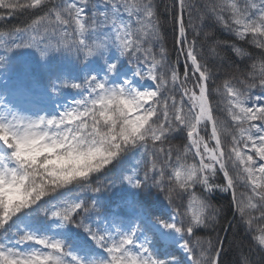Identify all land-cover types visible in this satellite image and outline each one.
Masks as SVG:
<instances>
[{"label":"snow or ice","instance_id":"obj_1","mask_svg":"<svg viewBox=\"0 0 264 264\" xmlns=\"http://www.w3.org/2000/svg\"><path fill=\"white\" fill-rule=\"evenodd\" d=\"M160 7L161 3L157 0H23L22 3L0 0V10H3L4 15L21 9L40 10L43 14L39 19H34L29 28L38 30L42 27L45 32L58 30L65 38V49H83L85 56L91 57L107 51L108 47H115L121 57L140 61L144 65V68H135V75L141 80L151 81L154 89L138 91L131 81L126 80L120 91L149 101L144 114L149 118L146 124L152 125V131L147 137H138L141 143L136 148H144L147 154L148 144L152 143L150 169L154 183L162 186L165 168L171 166L169 200L177 189L187 193L190 218L180 226L175 222L164 227L180 234L184 241L181 248L191 264H220V251L217 250L219 241L204 240L196 233L198 228L211 227L216 222L218 211L212 208L203 193L194 191L197 186L207 193L214 190L231 192L241 222L252 232L258 249L264 252V102H261V96L253 93L254 89L264 92V0H243V4L240 0H211L202 8L196 6L193 0H163L165 14L170 13L174 24L178 26L181 50L175 61L170 59L166 47L160 43L163 39L162 28L167 22V15L163 21L160 18ZM123 14L128 16L127 22L121 19ZM0 19H3L2 15ZM211 21L231 32L235 40L231 43L216 40L214 33L207 29ZM104 29H109L103 32L104 40L89 43L88 37ZM21 31L16 29L17 33ZM4 35L7 34L0 33V36ZM69 36L72 39H67ZM209 40L211 43L206 53L204 45ZM157 43L158 54L154 49ZM242 43H250L260 49L259 59L252 57L242 47ZM225 46L231 48L236 56L247 57L254 62L250 65V71L239 74L233 72L231 79L226 78L222 85L213 88L209 83L214 81L213 70L208 66V61L211 57L222 60L219 49ZM16 47H21V44ZM23 47L31 48L32 44H23ZM180 55L185 60L182 71L178 67ZM116 67V64H111L108 71L112 73ZM241 76L243 79H240ZM235 79L239 80L241 87L233 85L232 80ZM70 87L87 89L88 98L76 102L78 108L74 119H69L65 113L59 114V120L74 123V120L83 119V127L87 128L91 124L94 129L97 128V124L93 123L92 105L96 102V93L108 89L107 80L101 81L93 76L83 85L73 83ZM214 95L222 99L214 101ZM218 112H223L227 120L217 115ZM45 121L53 123L46 116L30 118L12 113L9 119L7 114H0V148L4 149L0 152V179H6L9 175L15 177L24 167L16 158L15 144L22 138L18 131L25 127H38ZM178 131L186 135L187 144L175 147L176 164L171 165L173 149L170 147L165 151L163 145L170 134ZM5 135L8 139H4ZM229 136L231 141L226 144L225 137ZM127 143L135 145L136 141L129 140ZM122 150V147H118L113 153L115 160L120 157ZM189 155L199 157V162L189 163ZM161 156L162 161L159 159ZM218 172L223 174V180L214 183ZM125 179L133 187H141L138 178L134 183L132 177ZM147 179L146 171L145 181ZM89 180L81 186L89 188ZM241 184L250 189V194L237 195ZM73 185L77 183L69 181L65 185L54 186L27 204L13 205L7 210L0 203V233L5 232L22 213ZM99 190L93 189L94 192ZM93 209L94 205L90 206L86 201L62 200L41 211L48 219L59 222L61 228L70 224L82 228L94 244L106 253V258L85 261L70 252L62 239L22 230L16 234L15 243L37 247L31 251H20L16 247L0 244V264H37L38 261L45 264H165L154 259L147 246L135 242V232H118L113 237L93 231L82 220L77 223L78 217ZM257 212L258 218L255 215ZM242 264H251L250 259L245 257Z\"/></svg>","mask_w":264,"mask_h":264},{"label":"trees","instance_id":"obj_2","mask_svg":"<svg viewBox=\"0 0 264 264\" xmlns=\"http://www.w3.org/2000/svg\"><path fill=\"white\" fill-rule=\"evenodd\" d=\"M16 2L22 3L23 0H16ZM157 2L161 3V20L163 21L165 15H167V22L163 25L161 32L163 39L160 43H163L166 47L170 59L175 61L179 53L177 45L178 26L174 24L170 13L165 14L163 0H157ZM209 2L211 0H193V3L200 8ZM240 2L243 4V0H240ZM88 11L90 15L91 9ZM42 14L40 10L21 9L13 14L4 15L3 10H0V15L3 16V19H0V33L7 34L0 36V41H2L0 43V94L2 96L7 93L9 88L20 86L25 89L43 92L46 95L53 94L50 102L54 108L52 115L48 118H59V114L66 109L74 107L77 100L85 97L88 98L87 89H73L70 87L71 84L83 85L85 81L95 76L98 80H107L108 86H116L119 85L117 77L120 71L118 63L120 59L144 66L140 61L121 57L115 47H108L107 51L100 52L98 55H94L84 61L87 57L83 49L77 51L75 47L68 49L63 47V40L65 38L58 30L45 32L42 27L38 30L29 28L33 20L39 19ZM184 18L185 22H187V14H185ZM121 19L127 22L129 18L126 14H123ZM16 29H21L22 31L17 33ZM25 29L27 31H23ZM207 29L214 33L216 40L227 41L229 43L235 40L231 32L225 30L214 21L208 23ZM108 31L109 29H104L95 36L88 37L89 43L104 40L103 32ZM67 39L70 40L72 37L69 36ZM190 39L191 32H189ZM210 43L211 40L204 45L206 53L208 51V44ZM17 44H21V47L17 48ZM23 44H32V47L25 48ZM242 47L252 57L259 59L260 49L255 48L250 43H242ZM154 49L158 54L159 43L154 46ZM219 51L223 57L222 60L217 57H211L208 61V66L213 70L214 81L209 82L213 88L217 85H222L226 78L231 79V73L233 72L239 74L250 71V65L254 62V60L247 57L241 58L236 56L232 49L226 46L221 47ZM111 64H116L117 67L114 72L109 73L107 69ZM89 66L93 67V69L88 70ZM178 67L181 71L183 70L180 56ZM240 79H243V77L241 76ZM33 83L36 84L34 89L32 88ZM232 83L238 88L241 87L238 79L232 80ZM253 93L261 96V102H264V92L254 89ZM177 97L179 99V93H177ZM213 99L214 101H219L222 98L214 95ZM220 106L222 107V105ZM217 115L227 120L223 112H218ZM228 123L231 125L230 120H228ZM230 141V136L225 137L226 144L230 143ZM186 144L187 139L183 132L178 131L169 135L163 147L165 151L170 147L173 149L171 165L176 164L175 147ZM152 151L153 145L151 142L148 144L147 154L142 147L134 148L122 154L102 173L91 177L88 181L89 188L73 185L41 201L36 207L22 213L7 227L5 232L0 233V244L16 247L20 251H31L37 246L32 244L17 245L15 243L17 233L22 230H29L38 235H48L62 239L70 252L77 254L85 261L106 258V253L94 244L88 233L84 232L82 228L71 224L66 228H61L59 222L48 219L41 211V209H47L62 200L70 202L86 201L90 206L93 204L94 209L78 217L77 223L82 220L93 231L101 234H110L113 237H116L118 232L121 234L135 232V242L137 244L147 246L154 259L164 261L165 264H171L168 258H165L163 246L158 245L157 252L149 246L147 242L148 236L141 229L137 221L140 214L148 215L152 212L155 202L161 200L176 215V223L180 226L191 215L189 211V198L187 193L177 189L176 193L172 195L171 201L169 200L168 184L171 183L169 175L172 170L171 166L165 168L164 184L157 186L154 183L152 179L153 172L150 169ZM159 159L162 161L163 157L161 156ZM187 160L189 163L199 162L197 157H193L192 155H189ZM146 171L148 179L145 181ZM157 171H159V168H157ZM126 177H132L133 183L138 178L141 182V187H133L125 179ZM157 179H159L158 176ZM222 180V176L218 173L213 182L220 183ZM95 188H99L100 190L94 192L93 189ZM189 191H193V189H189ZM194 191L196 193H203L212 205V208L218 210L216 212V222L211 227L198 228L196 230L197 235L204 240L219 241L220 243L223 230L232 218L234 210L236 211L233 223L220 251V264H242L245 257L250 259L251 264H264V252L258 249L253 240L252 232L241 222L240 214L236 204L234 203L233 205L229 192L214 190L211 193H207L200 186H197ZM239 193L250 194V189L241 184L238 196ZM185 213H188V215H185ZM255 215L257 218L259 217L258 212ZM218 247L219 244L217 245V250ZM171 261L184 264L183 258L176 251H173Z\"/></svg>","mask_w":264,"mask_h":264},{"label":"clouds","instance_id":"obj_3","mask_svg":"<svg viewBox=\"0 0 264 264\" xmlns=\"http://www.w3.org/2000/svg\"><path fill=\"white\" fill-rule=\"evenodd\" d=\"M120 89L121 85L108 86L107 90L96 93V102L92 105L95 129L91 124L83 127V119L69 123L51 117V124L45 121L38 127L18 131L22 138L15 144V152L24 167L17 176L0 179V203L6 210L13 205L27 204L46 190L69 181L81 186L116 161L113 153L118 147L123 148L121 156L141 143L139 136L147 137L152 131V125L146 124L149 118L144 114L149 101L121 93ZM76 102L74 107L60 114L67 113L69 119H74ZM4 139L8 137L5 135ZM129 140H135L136 144H128Z\"/></svg>","mask_w":264,"mask_h":264},{"label":"rangeland","instance_id":"obj_4","mask_svg":"<svg viewBox=\"0 0 264 264\" xmlns=\"http://www.w3.org/2000/svg\"><path fill=\"white\" fill-rule=\"evenodd\" d=\"M121 70L119 72L120 82L128 80L132 82V86L138 91L153 90L154 84L149 80H141L135 75V68L144 66H137L133 63L125 62L123 59L119 61ZM50 106L45 104L44 100L31 94L21 91H13L6 98L0 99V114H7L11 119V114H17L22 117L38 118L49 114ZM4 149L0 148V152ZM199 159V157H198ZM155 215L150 218H142L143 228L149 235H152L161 245L169 246L168 258L172 254V249L176 250L180 256L184 258L185 264H191L187 254L181 248L182 239L180 234L175 233L164 227L168 223H175L176 217L170 213L169 208L162 203L155 207ZM175 217V220H174ZM151 237V236H150ZM154 242L152 243V245ZM172 264H179L175 261Z\"/></svg>","mask_w":264,"mask_h":264},{"label":"water","instance_id":"obj_5","mask_svg":"<svg viewBox=\"0 0 264 264\" xmlns=\"http://www.w3.org/2000/svg\"><path fill=\"white\" fill-rule=\"evenodd\" d=\"M218 167V166H217ZM231 223H232V219L229 221V223L227 224L225 230H224V233H223V236H222V239H221V242H220V249L222 248V245H223V242H224V239L228 233V230L230 229V226H231Z\"/></svg>","mask_w":264,"mask_h":264},{"label":"bare ground","instance_id":"obj_6","mask_svg":"<svg viewBox=\"0 0 264 264\" xmlns=\"http://www.w3.org/2000/svg\"><path fill=\"white\" fill-rule=\"evenodd\" d=\"M225 230V229H224ZM224 230H223V233H224ZM229 231V230H228ZM223 233H222V235H223ZM228 234V233H227ZM223 244H224V242H223ZM222 247H223V245H222Z\"/></svg>","mask_w":264,"mask_h":264}]
</instances>
